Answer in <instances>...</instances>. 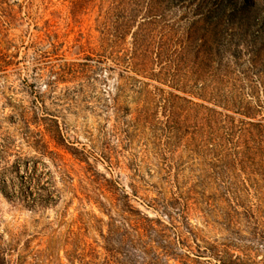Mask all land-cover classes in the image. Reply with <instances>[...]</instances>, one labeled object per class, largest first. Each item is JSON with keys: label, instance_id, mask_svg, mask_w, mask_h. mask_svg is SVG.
Masks as SVG:
<instances>
[{"label": "rangeland", "instance_id": "374dc122", "mask_svg": "<svg viewBox=\"0 0 264 264\" xmlns=\"http://www.w3.org/2000/svg\"><path fill=\"white\" fill-rule=\"evenodd\" d=\"M112 1L125 15L140 3L128 46L143 30L155 46L185 43L198 62L204 55L195 47L207 39L219 44L224 64L244 65L264 43V0H0V147L12 136L31 151L20 131L23 113L44 132L59 126L64 146L52 141L51 150L66 174L48 160L62 199L34 208L26 196L12 197L29 164L11 154L17 167L10 176L0 163V251L8 264H264V242L247 223L226 230L224 193L197 184L186 140L134 132L133 103L117 115L111 100L126 83L119 70L62 72L94 64L90 48L98 47V21ZM154 5L161 12L150 25ZM156 119L165 120L162 108ZM38 168L45 184L49 169Z\"/></svg>", "mask_w": 264, "mask_h": 264}, {"label": "trees", "instance_id": "16d2710c", "mask_svg": "<svg viewBox=\"0 0 264 264\" xmlns=\"http://www.w3.org/2000/svg\"><path fill=\"white\" fill-rule=\"evenodd\" d=\"M134 6L132 14L125 15L122 6L112 1L98 21V47L90 48L96 57L94 64L62 72L87 77L98 70H119L126 83L117 88L118 94L111 100L117 115L124 117L133 103L136 116L128 127L134 132L142 133L145 128L162 130L170 141L186 140L196 163L192 168L200 173L197 184L213 185L224 193L221 201L226 205L221 216L226 230L233 231L247 223L250 236L264 242V43L252 47L244 65L238 61L224 64L219 44L207 39L195 47L204 55L198 62L188 59L190 47L185 43L155 46L150 32L143 30L133 34L128 46L127 37L140 3ZM75 7L80 8L78 3ZM160 12L159 6L150 8V25L157 21ZM226 52L231 53L230 49ZM128 93L132 94L130 99ZM160 108L164 121L156 119ZM18 120L22 124V140L31 151L17 145L15 137H7L0 147V163L5 164L4 173L13 175L17 165L8 162L13 154L15 162L28 163L31 172L12 197L26 196V204L34 208L60 201L62 194L53 189L54 172L48 163L49 160L61 176L66 175L61 171V154L51 150L52 141L56 148L64 146L59 126L44 132L36 118H29L26 113ZM38 164L49 169L45 184L41 183L45 173L39 171ZM9 186L16 187L13 179ZM32 186L35 191L30 190L27 196L24 190ZM199 194L205 196L204 192ZM6 256L5 249L0 251V264H8Z\"/></svg>", "mask_w": 264, "mask_h": 264}]
</instances>
